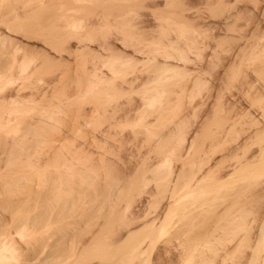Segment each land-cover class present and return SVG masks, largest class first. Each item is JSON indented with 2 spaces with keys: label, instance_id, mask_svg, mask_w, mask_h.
<instances>
[{
  "label": "bare ground",
  "instance_id": "6f19581e",
  "mask_svg": "<svg viewBox=\"0 0 264 264\" xmlns=\"http://www.w3.org/2000/svg\"><path fill=\"white\" fill-rule=\"evenodd\" d=\"M185 1L0 0V264H264V0Z\"/></svg>",
  "mask_w": 264,
  "mask_h": 264
},
{
  "label": "rangeland",
  "instance_id": "374dc122",
  "mask_svg": "<svg viewBox=\"0 0 264 264\" xmlns=\"http://www.w3.org/2000/svg\"><path fill=\"white\" fill-rule=\"evenodd\" d=\"M184 1H185V0H184ZM187 2H188V0H187ZM187 2L185 1L184 3H186V5L189 3V5H190L189 7L192 6V9L197 8V7L200 8V5L197 3V2H198L197 0H191V1L189 0V2H188V3H187ZM194 3H195V7L193 8V4H194ZM196 3H197V4H196ZM186 7L188 8V6H186ZM188 9H189V8H188ZM192 9H191V10H192ZM197 9H198V8H197ZM197 9H196V10H197ZM196 10H194V11L196 12ZM195 12H194V13H195ZM15 33H16V32H15ZM11 34H12V35H11ZM13 35H14V36H13ZM4 36H5V37H3V36L1 37L2 40H1V42H0V43H1L0 45H2V43L4 42L3 44H4V46H6V47H7V45H11V43L16 42V41L21 42L22 45H25L26 47H28V45H30V46H31V45H33V46H38V45H37V44H38L37 40H35L34 38H30V39H29L27 35H26V37H25V34H24V33H21V34L19 35V34H13L12 31H9V32L6 33V35H4ZM20 36H21L22 38H21ZM1 38H0V39H1ZM8 38H9V39H8ZM24 38H25V39H24ZM12 39H13V40H12ZM14 39H15V40H14ZM16 39H17V40H16ZM29 40H30V41H29ZM32 40H34L35 42H32ZM2 41H3V42H2ZM6 41H7V42H6ZM5 42H6V43H5ZM31 42H32V44H30ZM9 43H10V44H9ZM39 44H41V43L39 42ZM2 47H3V46H2ZM6 47H5V48H6ZM39 47H41V46H39ZM3 48H4V47H3ZM173 178H174V177H173ZM10 180H11L10 183L13 185V187L16 186L18 189L21 188L20 191H21V190H22V191L25 190V193H26V194H23L24 192H23V193L21 192V193H19V196H20V197H17V196H16V197H14V198H15V199H18V198H19V200H20L21 197H22V199H23V197L26 198V196H27V190L29 191V188H28L25 184H28V183H26V181H25V183L20 181V183L22 184L23 187L26 186V187L23 189V187H20L21 184H20L19 182H17V185H18V186H17V185H15V184L12 183V182H13V179H10ZM0 181H1V180H0ZM1 182L3 183V181H1ZM1 182H0V183H1ZM2 183H1L0 187L3 185ZM14 183H16V182L14 181ZM29 186H30V184H29ZM16 187H15V188H16ZM30 187H32V186H30ZM3 189H4V188H3V186H2V187L0 188V192L2 191V193H3V191H4ZM13 189H14V188H13ZM78 189H79V191H80V188H78ZM35 190H36V191H35L36 193H34V195H35L34 199H38V197H39L40 194L43 196V195L45 194V192H46V190L43 191L44 189H39V188H38V189L36 188ZM31 191H32V190H31ZM2 193H0V199H2V198H4V199L7 198V199H8V197H7L8 195L6 194V195H7V196H6L5 193H4V195H5V196H4ZM77 193H78V192H76V194H73V195H76V196L71 195V198H72V197H73V198H74V197H80L79 194H78V196H77ZM20 194H23V196H21ZM17 195H18V193H17ZM28 197H29V196H28ZM28 197H27V198H28ZM27 198H26V199H27ZM71 198L66 199V200L70 201V202L68 203V206H70V203L73 202V201H72L73 199L71 200ZM42 200H43V201L40 200V202L38 201V204H37L38 206H35V205H34L33 212H32L33 215H32V216H34V215L37 216L38 213L41 212V211H42V212L44 211V212L47 213V214L50 213L51 208L48 206V207L50 208V209H49L50 211H49V210H48V207L45 205V203L43 204L44 199H42ZM17 201H18V200H17ZM63 201H64V200H63ZM63 201H61V204H60V205L63 204ZM27 202H29V198H28ZM24 203H25V202H24ZM42 204H43V205H42ZM71 204H72V203H71ZM40 205H41V206H40ZM44 205H45V206H44ZM73 205H74V206H77V207H72V205H71V208L73 209V211H78L79 208H80V206H81L82 204H81L80 202H79V203L77 202L76 205H75V204H73ZM36 208H37V210H35ZM42 208H43V209H42ZM64 208H65V207H64ZM81 208H82V207H81ZM81 208H80V209H81ZM1 211H2V210H1ZM82 211H83V210H82ZM86 211H87V210H86ZM86 211H83V212L86 213ZM54 212L57 213L56 210H54ZM51 213H52V212H51ZM62 213H63V214H66V213H68V210L66 211V209H64V210L61 212V214H62ZM77 213H78V212H75V214H77ZM36 214H37V215H36ZM63 214H62V215H63ZM52 215H53V214H52ZM262 216H263V218H262V217L260 218V219H262V220H261V222H260L259 225H258L260 231L257 229V230H256L257 233L255 234L256 236H258L257 238H258L259 240H258V239L256 240V243H255V245H254V247H253V250L248 251V254H249V255L251 254L250 257H251V259H253V260H256V259H254V258H255L257 255H260V256H261L260 251H262V256H261V258L263 257L261 260L264 259V251H263L264 246H263V247H262V246L259 247L260 249L257 247V246H259V244L261 243V241H262L263 238H264V237H263V236H264V232H263V231H264V215H262ZM260 225H261V226H260ZM261 229H262V230H261ZM145 231H146V230H145ZM142 232H143V230L141 231V233H142ZM141 233H140V234H141ZM258 233H259V234H258ZM261 235H262V237H261ZM260 240H261V241H260ZM51 241H53V240H51ZM51 241H50V242H51ZM35 242L37 243V245H36V243L32 242V246H31L30 248H33V245H34V244H35V246H38V241H35ZM258 242H259V243H258ZM158 246H159V245H158ZM158 246H156L157 248H156V247H155V248H153V247H146L148 251H147L146 248H145L144 252H145V251H147V252L144 253L143 255L141 254L140 256H141L142 259L139 257V258H138L139 260L137 259L135 263H136V264H147V263L150 264L151 262H152V263L155 262V259H156L155 256L157 255V254H156V251H158V248H159ZM27 248H29V247H27ZM30 248H29V249H30ZM34 248H35V247H34ZM34 248H33V249H34ZM256 248H257V249H256ZM33 249H30V250H31L30 252H32V251L35 250V249H34V250H33ZM149 249H150V250H149ZM152 249H153V250H152ZM255 249H256V250L259 249L260 251L258 250V251H259V252H258V251H256ZM255 251H256L257 253H256ZM253 253H256V255H254ZM259 253H260V254H259ZM144 255H145V256H144ZM260 256H259V257H260ZM149 258H150V259H149ZM153 258H154V260H153ZM143 259H144L145 261H144ZM151 259H152L153 261H152ZM251 259H250V260H251ZM257 259H258V257H257ZM148 260H149V261H148ZM199 260H200V258L197 259L198 262L201 261V260H200V261H199ZM141 261H142V262H141ZM147 261H148V262H147ZM97 262H98V261H97ZM97 262H96V263L93 262V263H94V264H98L99 262H98V263H97ZM93 263H92V264H93ZM101 264H102V263H101ZM153 264H154V263H153Z\"/></svg>",
  "mask_w": 264,
  "mask_h": 264
}]
</instances>
